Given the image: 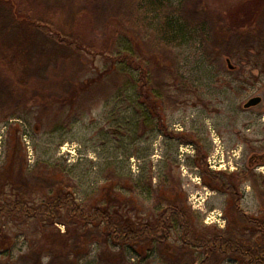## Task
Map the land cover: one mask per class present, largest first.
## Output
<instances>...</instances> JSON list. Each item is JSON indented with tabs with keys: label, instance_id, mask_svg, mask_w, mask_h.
Listing matches in <instances>:
<instances>
[{
	"label": "rangeland",
	"instance_id": "374dc122",
	"mask_svg": "<svg viewBox=\"0 0 264 264\" xmlns=\"http://www.w3.org/2000/svg\"><path fill=\"white\" fill-rule=\"evenodd\" d=\"M203 1L218 27L230 22V14L245 2ZM63 4V11L55 9L58 22L81 32L93 45L91 50L77 56L44 42L49 51H41L40 44L32 41L34 54L26 57L31 49L25 37L0 34V63L4 61L0 64V185L4 193L39 201L63 186L80 203L115 206L134 222L154 219L163 209L181 205L196 230H231L235 226L232 197L204 173L208 170L232 176L240 208L260 215L257 192L236 173L253 170L260 183L264 179V46H258L264 42V5L253 27H240V31L250 30L255 40V48L245 52L240 45L227 50L225 44L211 43L210 38L223 37V27L209 29L208 34L197 27L163 42L155 33L159 15L144 4L135 25L124 7L112 11L116 0H77L70 12L71 5ZM182 5L186 10L201 8L198 0H185ZM176 6L174 0L172 7ZM94 10L101 16L90 20ZM116 29L130 31V40L127 35L120 38L137 56L158 49L161 63L162 59L167 63L163 69L159 61L156 70L155 80L162 82L156 88L160 98L151 88L145 91L150 105L142 102L140 85L124 87L116 65L94 49ZM17 30L24 34L23 27ZM119 43L113 54L123 49ZM227 58L233 68L228 67ZM128 70L134 80L139 77L138 70ZM254 96L261 101L244 107ZM171 217L170 235L163 244L120 245L93 234L64 253L69 254V264H244L233 256L208 257L202 249L184 250L183 227L177 217ZM47 230L56 239L53 246L44 243L30 221H7L0 264H68L50 262V256L59 252V240L66 237L70 243L74 235H61L66 231L62 223Z\"/></svg>",
	"mask_w": 264,
	"mask_h": 264
},
{
	"label": "trees",
	"instance_id": "16d2710c",
	"mask_svg": "<svg viewBox=\"0 0 264 264\" xmlns=\"http://www.w3.org/2000/svg\"><path fill=\"white\" fill-rule=\"evenodd\" d=\"M64 1L71 5L69 12L73 9L72 5L74 6L77 3V0H0V34L4 31V33H12V35L16 33L21 37V40L25 37L24 40L30 42L27 45L31 49L30 53L27 51L26 57H29V54H34L32 52L34 48L32 47L34 46L31 43L32 41L40 44L41 51H49V48H44L49 42L61 49L72 50L77 56L84 51L87 52L88 49L91 50L93 45L86 41L81 32L69 30L65 24L58 22L61 19L55 16V9L58 8L63 11L65 9L62 7ZM173 1L116 0V5L113 4L111 9L114 11L116 7L117 12L120 7H124L127 14L133 18L132 24L134 25L142 15V4L150 10L156 11L159 15V21L155 33L163 42H170L176 36L185 34L188 31L193 32L192 30L197 27L205 34H208L209 29L213 32L223 27L222 30L225 31L223 37L210 38L212 44L216 46L225 44L227 50L240 45L245 52L252 51L255 48L253 34L250 30L247 32L245 30L240 31V27H253V23L257 22V18L260 16L258 11L264 5V0H245L243 6L239 7L240 9L237 8L230 14V22L221 27L215 26L203 0H198L201 8H194L193 10L185 9L182 5L185 0H182L181 4L180 0H175L179 8L177 6L172 7ZM74 13L76 14V12ZM75 14L73 15L75 16ZM98 15H100L99 11H92L90 20L91 17L95 20ZM19 27H23L25 35L22 34V30L18 32L17 28ZM14 30L17 31L14 32ZM132 30H135V28L133 27ZM220 33L221 31L218 30L217 34ZM128 34L131 35L129 30L121 33L116 29V34L107 35L104 39L105 42L99 48L94 47V49L97 50V54L101 53L110 64L116 65V75L121 77L124 87L140 85V94L144 98L142 102L150 105L148 96L145 93L146 90L151 88V93L155 95V98H160L156 88L157 84L159 83L160 86L162 82H156L155 75L158 73L156 70L160 68V59L157 55L161 54V51L153 49L150 54H139L137 56L130 50L128 43L123 42L120 38L121 36L126 38L127 35V40H130L131 37ZM10 41L15 42L13 39H10ZM120 41L123 49L113 54L114 45L116 44L120 48ZM258 46L262 48L264 42H259ZM14 51H18V47ZM3 63L2 60L0 64L3 65ZM160 64L163 69L167 66L163 59ZM128 69L138 70L139 77L134 80ZM86 81L90 84L94 82L90 78H87ZM80 84L83 86L86 83L80 82ZM148 115H151L150 110ZM204 173L216 182L218 188L228 192L232 197L230 202L232 209L230 211L232 213L231 217L235 219L233 220L235 226L231 227V230L198 231L192 224L190 216L185 210L181 209V205L178 207L172 205L163 209L154 219L134 222L129 217L120 214L115 206L107 204L87 206L80 203L69 189L63 186H59L55 194L43 197L39 201H32L26 199L20 193L14 198L9 197L4 193L3 186L0 185V245L5 241L4 226L9 220L30 221L35 228L40 230L44 243L49 246H53L55 244L53 241L56 239L52 237L51 230L47 229H50L56 223H62L66 227V231L61 235L66 236L71 233L72 236L74 235L73 240L70 243L66 237L59 240L58 246H56L59 252L50 256V262H66L69 264L71 262L69 254L64 253L67 247L69 246V250H72L73 246H77L78 241H82L85 239L84 237L93 234L102 235L114 244L120 245H129L138 241L163 244L170 235L173 223L171 216H174L179 219L183 227L182 248L184 250L197 248L202 249L208 257L233 256L239 258L244 264H264V200L261 198L262 191L264 193V179L261 178L260 183V176L253 170L244 169L236 173V176L241 180L250 181L260 200V215H250L239 206L240 197L232 176L212 173L208 170H205ZM10 177L11 175L8 174V178ZM261 186L262 189L260 190ZM21 188L14 187L16 191L21 190Z\"/></svg>",
	"mask_w": 264,
	"mask_h": 264
},
{
	"label": "water",
	"instance_id": "95a60500",
	"mask_svg": "<svg viewBox=\"0 0 264 264\" xmlns=\"http://www.w3.org/2000/svg\"><path fill=\"white\" fill-rule=\"evenodd\" d=\"M227 65L229 68H233V65L231 64L230 60L227 58L226 59ZM261 101V97L260 96H254L251 97L250 99H248L245 103H244V107H249V106H253L258 104Z\"/></svg>",
	"mask_w": 264,
	"mask_h": 264
}]
</instances>
